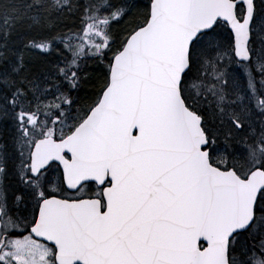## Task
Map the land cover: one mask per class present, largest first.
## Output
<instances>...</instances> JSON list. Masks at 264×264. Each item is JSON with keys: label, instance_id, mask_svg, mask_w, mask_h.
<instances>
[{"label": "snow or ice", "instance_id": "obj_1", "mask_svg": "<svg viewBox=\"0 0 264 264\" xmlns=\"http://www.w3.org/2000/svg\"><path fill=\"white\" fill-rule=\"evenodd\" d=\"M0 264H264V0H0Z\"/></svg>", "mask_w": 264, "mask_h": 264}, {"label": "trees", "instance_id": "obj_2", "mask_svg": "<svg viewBox=\"0 0 264 264\" xmlns=\"http://www.w3.org/2000/svg\"><path fill=\"white\" fill-rule=\"evenodd\" d=\"M111 3L113 4H120L123 2V0H110ZM127 19V18H126ZM124 24V21H119V23L117 25H114V27H121L123 26ZM35 57H39L41 56L42 54L40 52H35L33 54ZM86 72L90 73L91 75H93V72L96 71H101L102 69L99 68V65H97L95 63V61H92V60H89L87 62V65L84 69ZM94 70V71H93ZM97 73H100V72H97ZM88 86H89V82L88 81H85V84L84 86L80 89L79 92L75 93L76 95L80 96L82 99L85 97V93L88 92ZM91 93H89L90 95Z\"/></svg>", "mask_w": 264, "mask_h": 264}, {"label": "rangeland", "instance_id": "obj_3", "mask_svg": "<svg viewBox=\"0 0 264 264\" xmlns=\"http://www.w3.org/2000/svg\"><path fill=\"white\" fill-rule=\"evenodd\" d=\"M99 68H101V67L99 66ZM101 69H102V68H101ZM93 71H94V70H93ZM97 72H100V73H101V72H102V70H101V71H96V70H95V72H93V75H92V76H93V77H95V76H96V74H98ZM18 232H20V231H18ZM19 235H23V232H20V234H19Z\"/></svg>", "mask_w": 264, "mask_h": 264}, {"label": "water", "instance_id": "obj_4", "mask_svg": "<svg viewBox=\"0 0 264 264\" xmlns=\"http://www.w3.org/2000/svg\"><path fill=\"white\" fill-rule=\"evenodd\" d=\"M238 2L246 3V0H238ZM67 187V186H66Z\"/></svg>", "mask_w": 264, "mask_h": 264}, {"label": "flooded vegetation", "instance_id": "obj_5", "mask_svg": "<svg viewBox=\"0 0 264 264\" xmlns=\"http://www.w3.org/2000/svg\"><path fill=\"white\" fill-rule=\"evenodd\" d=\"M12 234L13 235H19L17 231L13 232Z\"/></svg>", "mask_w": 264, "mask_h": 264}]
</instances>
